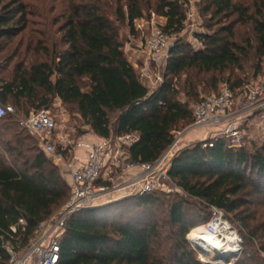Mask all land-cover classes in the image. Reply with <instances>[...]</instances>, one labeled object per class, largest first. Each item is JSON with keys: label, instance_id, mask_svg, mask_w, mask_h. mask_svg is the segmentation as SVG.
<instances>
[{"label": "trees", "instance_id": "obj_1", "mask_svg": "<svg viewBox=\"0 0 264 264\" xmlns=\"http://www.w3.org/2000/svg\"><path fill=\"white\" fill-rule=\"evenodd\" d=\"M44 1L34 9L28 0H0V101L27 118L59 98L101 138L137 132L128 148L134 162H154L193 123L188 101L179 99L181 76L186 94L215 74L213 89L219 76L238 98L249 84L229 72H243L252 50L257 72L264 59V0H202L210 30L196 35L202 47L176 42L163 83L150 90L123 51L121 32L135 33L137 20L156 14L164 32L178 35L187 0H62L55 15L58 8ZM237 27H250L253 38L239 41ZM211 142L187 146L173 160L170 175L190 198L154 191L82 209L66 224L58 264H205L187 237L200 225L195 201L209 216L210 205L226 211L243 237L238 256L255 243L264 254V140ZM69 195V181L21 120L0 119V264H10L7 247L25 248Z\"/></svg>", "mask_w": 264, "mask_h": 264}, {"label": "built area", "instance_id": "obj_2", "mask_svg": "<svg viewBox=\"0 0 264 264\" xmlns=\"http://www.w3.org/2000/svg\"><path fill=\"white\" fill-rule=\"evenodd\" d=\"M174 35L164 32L161 27H155L141 44L147 61L156 65L167 63L175 46ZM139 76L153 83L162 84L164 81L148 66L142 69ZM192 110L193 123L179 132L171 145L151 163L134 162L130 158L128 148L140 139L137 132L111 135L108 138L93 133L94 139L90 138L92 134L86 133L74 139L70 132L60 131L57 118L51 114L50 109L33 112L22 120L21 124L39 137L40 147L46 154L68 173L70 195L63 208L38 225L34 237L25 248L18 250L12 246L7 247L10 264H58L60 242L66 224L74 213L82 209L154 191L171 192L174 188L182 190L172 179L170 171L175 156L189 146L184 144L183 137L191 129H206L203 147L212 145L213 138H227L231 146L239 147L243 139L240 121L243 120L244 112L253 110L259 112L258 128L264 140V85H248L238 98L230 86L224 85L219 93L203 96ZM15 113L13 105L0 101V119ZM78 151H82L83 155ZM209 208L208 220L195 230L213 235L233 250L231 256L238 255L243 245L240 231L225 210L214 205ZM21 223L25 224V221L21 220ZM13 231H16L14 227Z\"/></svg>", "mask_w": 264, "mask_h": 264}, {"label": "rangeland", "instance_id": "obj_3", "mask_svg": "<svg viewBox=\"0 0 264 264\" xmlns=\"http://www.w3.org/2000/svg\"><path fill=\"white\" fill-rule=\"evenodd\" d=\"M28 1L31 2V5L34 9L37 8L38 6H41L43 3L42 0H28ZM44 2H45L44 5H47L48 7L54 5L55 7L58 8V10L53 15H55L58 11L63 9L61 3L62 0H45ZM201 2L202 0H187V3L185 5V10L187 14L185 29L178 35H174L175 44L176 42L179 41L180 43L189 44L191 45V47L194 48L202 47V42L197 38L196 35L199 33H209L210 30L205 27L207 19L200 12ZM33 20L40 21L37 17H33ZM164 24H165V19H163L162 17L156 14H151V15L148 14L144 19H139L135 22V29H136L135 33H132L131 30L127 27L123 28L121 32L123 51L125 52L129 61L135 67V70L138 73V75H140L142 69L148 66L151 68L153 73H155L156 75L159 74L163 79H165L167 63L165 62L160 65H156L155 63H150L149 61H147V56L142 52L141 49V44L145 42V40L151 35L153 29L155 27L160 28ZM30 27L45 30V28L39 24L31 25ZM236 30H237V39L239 41L240 39H246L247 37L253 38V33L250 27H241V28L237 27ZM242 63L244 67L243 72L237 69H232V71L229 72L228 75L240 77L245 82H248L249 85H253L254 87L263 86L264 59L262 60L261 63L260 72H257L256 70L257 59H256L255 50L250 51L249 57L244 59ZM202 76H204V82L197 83L196 92L189 94H186V90H184L183 88L185 84V80H187V76L186 75L181 76L177 82V88L179 89L180 92L179 99H182L183 101H188L190 108L192 109L200 97L219 92L224 86V81H222V79H220V77L217 76V81H216L217 89H213L214 87L213 83L216 80V75L214 74V75H202ZM141 80L144 84H146L149 87L150 90H154L160 85L157 82L155 83L149 82L144 78ZM49 109L51 111V114L56 116L60 131L66 133L70 132L72 138L76 139L77 137L84 135L86 133L93 134V131L90 129V127L84 124L75 106L65 105L59 98H56L53 100L52 105ZM32 112L33 111H31V113ZM13 116L21 121L26 118V116L21 112H19L17 109H16V113L13 114ZM253 116H255V121L253 122L254 124H252V126L250 127H247L246 124L243 122V120L240 121V128L242 129V134H243V139L241 140V144L250 143V141H254V142L256 141L258 142V144L262 143L263 138L261 132L260 131L258 133L255 132L256 131L255 129L257 128V125L259 123V112L253 114ZM111 119H112V124H114L116 120V116L112 115ZM188 127L189 126H186L184 128L180 127L174 133V135L177 136L179 132L186 130ZM202 130H204L202 127H197L190 130L186 135V140H188L189 138L190 139L196 138ZM34 139L36 140V142L38 141L39 144V137L34 136ZM193 144L194 142H189L188 145L191 146ZM57 165L60 167V170L64 174V177L69 181L70 178L68 176V173L63 168V166L61 164H57ZM161 193L164 194L165 198L168 197L170 198L174 196H184L190 198L185 192H183L182 190L177 191L175 188L171 192H161ZM65 204L57 208L55 212H58L61 208H63V206H65ZM194 204L196 211L195 215L200 221L199 226H201L207 221L209 215L208 212L204 209L203 205H200L196 201L194 202ZM190 233L188 234L187 237H190L189 236ZM190 241L195 246L198 259L203 261L204 263L205 261L207 262V260L204 258L205 256L204 252L192 240ZM258 247L259 245L257 243H255L253 246H249L248 244H245V251H244L245 255H240V256L230 255L229 258H227V260H225V258L216 257V261L218 262L217 264H223L224 262H225L224 264H235L236 261H238V258H242L247 262V264H261L260 259L263 257L264 254H261L258 251Z\"/></svg>", "mask_w": 264, "mask_h": 264}, {"label": "bare ground", "instance_id": "obj_4", "mask_svg": "<svg viewBox=\"0 0 264 264\" xmlns=\"http://www.w3.org/2000/svg\"><path fill=\"white\" fill-rule=\"evenodd\" d=\"M190 239L204 252L207 262L217 264L216 257L229 258L231 248L224 246L216 237L201 230H194ZM227 260V259H226Z\"/></svg>", "mask_w": 264, "mask_h": 264}, {"label": "crops", "instance_id": "obj_5", "mask_svg": "<svg viewBox=\"0 0 264 264\" xmlns=\"http://www.w3.org/2000/svg\"><path fill=\"white\" fill-rule=\"evenodd\" d=\"M256 112H258V111H253V110H247L246 112H244V114H243V122L246 124V126L247 127H250V126H252V124H254L253 122L255 121V116H253V114H255ZM204 130H202L200 133H199V135L197 136V137H200V138H189L188 140H186V135H187V133L190 131H188L185 135H184V137H183V141H184V144H186V145H188L189 144V142H194V143H196V142H199V141H203L205 138H206V129L205 128H203ZM192 130V129H191ZM245 130V129H244ZM256 131V133H258L260 130H259V128H258V125H257V128L255 129ZM254 132V133H255ZM90 138L91 139H94L95 138V135L94 134H92V135H90ZM78 153L80 154V155H83V152L82 151H78Z\"/></svg>", "mask_w": 264, "mask_h": 264}, {"label": "water", "instance_id": "obj_6", "mask_svg": "<svg viewBox=\"0 0 264 264\" xmlns=\"http://www.w3.org/2000/svg\"><path fill=\"white\" fill-rule=\"evenodd\" d=\"M188 239H190V237H188ZM190 240H191V239H190ZM205 263H206V264H212V263H210V262H206V261H205Z\"/></svg>", "mask_w": 264, "mask_h": 264}]
</instances>
